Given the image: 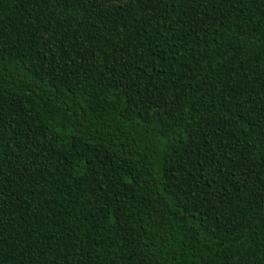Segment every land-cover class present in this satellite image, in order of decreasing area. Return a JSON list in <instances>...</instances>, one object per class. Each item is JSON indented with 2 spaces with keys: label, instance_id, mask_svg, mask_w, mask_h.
Listing matches in <instances>:
<instances>
[{
  "label": "trees",
  "instance_id": "obj_1",
  "mask_svg": "<svg viewBox=\"0 0 264 264\" xmlns=\"http://www.w3.org/2000/svg\"><path fill=\"white\" fill-rule=\"evenodd\" d=\"M0 264H264V0H0Z\"/></svg>",
  "mask_w": 264,
  "mask_h": 264
}]
</instances>
